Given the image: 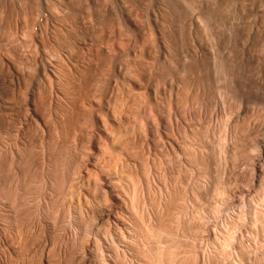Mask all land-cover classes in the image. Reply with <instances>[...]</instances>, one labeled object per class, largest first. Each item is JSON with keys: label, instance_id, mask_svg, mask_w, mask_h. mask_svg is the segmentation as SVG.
I'll list each match as a JSON object with an SVG mask.
<instances>
[{"label": "rangeland", "instance_id": "rangeland-1", "mask_svg": "<svg viewBox=\"0 0 264 264\" xmlns=\"http://www.w3.org/2000/svg\"><path fill=\"white\" fill-rule=\"evenodd\" d=\"M263 166L264 0H0V264H264Z\"/></svg>", "mask_w": 264, "mask_h": 264}, {"label": "bare ground", "instance_id": "bare-ground-1", "mask_svg": "<svg viewBox=\"0 0 264 264\" xmlns=\"http://www.w3.org/2000/svg\"><path fill=\"white\" fill-rule=\"evenodd\" d=\"M164 1H165V0H164ZM176 1H178V0H176ZM235 46H236V45H235ZM217 63H218V62H217ZM226 72H227V71H226ZM225 83H226V82H225ZM234 87H235V86H234ZM210 89H211V88H210ZM210 89H209V90H210ZM232 90H233V89H232ZM243 90H244V89H243ZM218 95H219V94H218ZM173 96H174V95H173ZM192 96H193V95H192ZM201 97H202V96H201ZM234 101H235V100H234ZM200 102H201V101H200ZM203 102H204V101H203ZM235 103H236V102H235ZM243 103H244V102H243ZM175 107H176V106H175ZM248 107H250V106H248ZM255 109H256V108H255ZM262 112H263V111H262ZM255 114H256V113H255ZM257 114H258V113H257ZM198 115H199V114H198ZM217 115H218V114H217ZM229 115H230V114H229ZM249 115H250V114H249ZM247 116H248V115H247ZM162 118H163V117H162ZM217 118H218V117H217ZM248 119H249V118H248ZM163 120H164V119H163ZM192 120H193V119H192ZM219 121H220V120H219ZM230 121H231V120H230ZM241 121H242V120H241ZM247 121H248V120H247ZM201 122H202V121H201ZM202 123H203V122H202ZM194 124H195V123H194ZM261 124H262V123H261ZM198 125H199V124H198ZM49 126H50V125H49ZM63 127H64V126H63ZM262 127H263V126H262ZM77 128H78V127H77ZM199 128H200V127H199ZM152 129H153V128H152ZM170 129H171V128H170ZM220 129H221V128H220ZM166 130H167V129H166ZM209 132H210V131H209ZM51 133H52V132H51ZM56 133H57V132H56ZM65 133H66V132H65ZM159 133H160V132H159ZM161 133H162V132H161ZM234 134H235V133H234ZM56 136H57V135H56ZM11 137H12V136H11ZM196 137H197V136H196ZM222 137H223V136H222ZM194 138H195V137H194ZM243 139H244V138H243ZM65 140H66V139H65ZM139 141H140V140H139ZM139 141H138V142H139ZM205 142H206V141H205ZM193 144H194V143H193ZM202 144H203V143H202ZM228 144H229V143H228ZM216 145H217V144H216ZM220 145H221V144H220ZM10 147H11V146H10ZM171 147H173V146H171ZM204 147H205V146H204ZM204 147H203V148H204ZM208 147H209V146H208ZM180 148H181V147H180ZM173 150H174V149H173ZM174 151H175V150H174ZM208 151H209V150H208ZM232 151H233V150H232ZM252 151H253V150H252ZM44 152H45V151H44ZM130 153H131V152H130ZM4 154H5V153H4ZM221 154H222V153H221ZM177 155H178V154H177ZM208 155H209V154H208ZM242 155H243V154H242ZM250 155H251V154H250ZM143 156H144V155H143ZM201 156H202V155H201ZM174 157H175V156H174ZM209 157H210V156H209ZM143 158H144V157H143ZM71 159H72V158H71ZM253 159H254V158H253ZM210 160H211V159H210ZM257 160H258V159H257ZM61 161H62V160H61ZM189 162H190V161H189ZM210 162H211V161H210ZM53 164H54V163H53ZM21 165H22V164H21ZM78 165H79V164H78ZM23 166H24V165H23ZM56 166H57V165H56ZM76 166H77V165H76ZM76 166H75V168H76ZM61 167H62V166H61ZM263 167H264V166H263ZM24 168H25V166H24ZM73 168H74V167H73ZM77 168H78V167H77ZM208 168H209V167H208ZM151 169H152V168H151ZM162 169H163V168H162ZM199 169H200V168H199ZM174 170H175V169H174ZM17 171H18V170H17ZM59 171H60V170H59ZM165 171H166V170H165ZM185 171H186V170H185ZM31 173H32V172H31ZM58 173H59V172H58ZM216 174H217V173H216ZM24 175H25V174H24ZM56 175H57V174H56ZM54 176H55V175H54ZM54 176H53V177H54ZM89 176H90V175H89ZM17 177H18V176H17ZM56 177H57V176H56ZM91 177H92V176H91ZM161 177H162V176H161ZM70 178H71V177H70ZM220 178H221V177H220ZM12 179H13V178H12ZM67 179H68V178H67ZM183 179H184V178H183ZM50 180H51V179H50ZM16 182H17V181H16ZM21 182H22V181H21ZM44 182H45V181H44ZM157 182H158V181H157ZM165 182H166V181H165ZM9 183H10V182H9ZM13 183H14V182H13ZM30 183H31V182H30ZM19 184H20V182H19ZM142 184H143V183H142ZM156 184H157V183H156ZM229 184H230V183H229ZM9 185H10V184H9ZM68 185H69V184H68ZM70 185H71V184H70ZM157 185H158V184H157ZM202 186H203V185H202ZM204 186H205V185H204ZM260 186H261V185H260ZM32 187H33V186H32ZM132 187H133V186H132ZM64 188H66V187H64ZM161 188H162V187H161ZM173 188H174V187H173ZM179 188H180V187H179ZM210 188H211V187H210ZM212 188H213V187H212ZM228 188H229V187H228ZM10 189H11V188H10ZM13 189H14V188H13ZM24 190H25V189H24ZM34 190H35V189H34ZM42 190H43V189H42ZM120 190H121V189H120ZM151 190H152V189H151ZM167 190H168V189H167ZM175 190H176V188H175ZM9 191H10V190H9ZM9 191H8V193H9ZM60 191H61V190H60ZM64 192H65V191H64ZM221 192H222V191H221ZM232 192H233V190H232ZM58 193H59V192H58ZM70 193H71V192H70ZM242 193H243V192H242ZM15 194H16V193H15ZM74 194H75V193H74ZM162 194H163V193H162ZM170 194H171V193H170ZM183 194H184V193H183ZM186 194H187V193H186ZM11 195H12V194H11ZM11 195H10V196H11ZM163 195H164V194H163ZM7 196H8V195H7ZM16 196H17V195H16ZM36 196H37V195H36ZM58 196H59V195H58ZM12 197H14V196L12 195ZM18 197H19V196H18ZM61 197H62V196H61ZM148 197H149V196H148ZM169 197H170V196H169ZM200 197H201V196H200ZM243 197H244V196H243ZM5 198H6V197H5ZM9 198H10V197H9ZM58 198H59V197H58ZM188 198H189V197H188ZM13 199H14V198H12V200H13ZM36 199H37V198H36ZM6 200H7V199H6ZM12 200H8V201H12ZM15 200H16V199H15ZM19 200H20V199H19ZM151 200H152V199H151ZM16 201H18V199H17ZM210 201H212V200L210 199ZM221 201H222V200H221ZM24 202H25V201H24ZM56 202H57V201H56ZM172 202H173V201H172ZM8 203H9V202H8ZM38 203H39V202H38ZM59 203H60V202H59ZM70 203H71V202H70ZM170 203H171V202H170ZM14 204H15V203H14ZM14 204H13V206H14ZM24 204H25V203H24ZM47 204H48V203H47ZM57 204H58V203H57ZM182 204H183V203H182ZM244 204H245V203H244ZM258 204H259V203H258ZM55 205H56V204H55ZM13 206H12V207H13ZM58 206H59V205H58ZM172 206H173V205H172ZM185 206H186V204H185ZM259 206H260V205H259ZM8 207H9V206H8ZM14 207H15V206H14ZM159 207H160V205H159ZM174 207H175V206H174ZM177 207H178V206H177ZM188 207H189V206H188ZM192 207H193V206H192ZM221 207H222V206H221ZM15 208H16V207H15ZM18 208H19V207H18ZM71 208H72V207H71ZM147 208H148V207H147ZM157 208H158V207H157ZM11 209H12V208H11ZM57 209H58V208H57ZM172 209H173V208H172ZM187 209H188V208H187ZM245 209H246V208H245ZM28 210H29V209H28ZM34 210H35V209H34ZM55 210H56V209H55ZM242 210H243V209H242ZM29 211H30V210H29ZM220 211H221V210H220ZM240 211H241V210H240ZM244 211H245V210H244ZM32 212H33V211H32ZM192 212H193V210H192ZM253 212H254V211H253ZM29 213H30V212H29ZM225 213H226V212H225ZM34 214H35V213H34ZM256 214H257V213H256ZM259 214H260V213H259ZM29 215H30V214H29ZM136 215H137V214H136ZM143 215H144V214H143ZM172 215H173V214H172ZM260 215H261V214H260ZM158 216H159V215H158ZM70 217H71V216H70ZM81 217H82V216H81ZM192 217H193V216H192ZM24 218H26V217H24ZM28 218H29V217H28ZM190 218H191V217H190ZM232 218H233V217H232ZM256 218H258V217H256ZM19 219H20V218H19ZM29 219H30V218H29ZM31 219H32V218H31ZM82 219H83V218H82ZM246 219H247V218H246ZM51 220H52V219H51ZM56 220H57V219H56ZM163 220H164V219H163ZM198 220H199V219H198ZM238 220H239V219H238ZM21 221H22V220H21ZM35 221H36V220H35ZM35 221H34V222H35ZM68 221H69V220H68ZM18 222H19V221H18ZM28 222H29V221H28ZM199 222H200V221H199ZM204 222H205V221H204ZM260 222H262V221H260ZM63 223H64V222H63ZM139 223H140V222H139ZM141 223H142V222H141ZM153 223H154V222H153ZM160 223H161V222H160ZM235 223H236V222H235ZM237 223H238V222H237ZM240 223H241V222H240ZM254 223H255V222H254ZM15 224H16V223H15ZM21 224H22V223H21ZM25 224H26V223H25ZM149 224H150V223H149ZM155 224H156V223H155ZM18 225H20V224H18ZM88 225H89V224H88ZM91 225H92V224H91ZM192 225H193V224H192ZM198 225H199V224H198ZM21 226H22V225H21ZM21 226H20V227H21ZM25 226H26V225H25ZM53 226H54V225H53ZM58 226H59V224H58ZM65 226H66V225H65ZM141 226H142V225H141ZM161 226H162V225H161ZM18 227H19V226H18ZM30 227H31V226H30ZM32 227H33V225H32ZM83 227L85 228V226H83ZM135 227H136V226H135ZM159 227H160V225H159ZM60 228H61V227H60ZM88 228H89V227H88ZM105 228H106V227H105ZM57 229H58V228H57ZM86 229H87V228H86ZM88 230H89V229H88ZM186 230H187V229H186ZM202 230H203V229H202ZM65 231H66V230H65ZM172 231H173V230H172ZM258 231H259V230H258ZM33 232H35V231H33ZM80 232H81V231H80ZM55 233H56V232H55ZM149 233H150V232H149ZM31 234H32V233H31ZM58 234H59V233H58ZM146 234H147V233H146ZM82 235H83V234H82ZM82 235H81V236H82ZM149 235H150V234H149ZM149 235H148V237H149ZM161 235H162V234H161ZM174 235H176V234H174ZM88 236H89V235H88ZM135 236H136V235H135ZM181 236H182V235H181ZM85 237H86V236H85ZM156 237H157V236H156ZM159 237H160V236H159ZM159 237H158V238H159ZM26 238H27V237H26ZM144 238H146V237H144ZM153 238H154V236H153ZM82 239H83V238H82ZM90 239H91V238H90ZM90 239H89V241H91ZM149 239H150V238H149ZM156 239H157V238H156ZM34 240H35V239H34ZM77 240H78V239H77ZM84 240H85V239H84ZM128 240H129V239H128ZM135 240H136V239H135ZM158 240H159V239H158ZM189 240H190V239H189ZM255 240H256V239H255ZM156 241H157V240H156ZM156 241H155V242H156ZM185 241H186V240H185ZM228 241H229V240H228ZM241 241H242V240H241ZM73 242H75V241H73ZM126 242H127V241H126ZM130 242H131V241H130ZM137 242H138V241H137ZM153 242H154V241H152V243H153ZM16 243H17V241H16ZM101 243H102V242H101ZM120 243H121V242H120ZM144 243H145V242H144ZM44 244H45V243H44ZM78 244H79V243H78ZM92 244H93V243H92ZM111 244H112V243H111ZM124 244H125V243H124ZM132 244H133V243H132ZM132 244H131V245H132ZM179 244H180V243H179ZM217 244H218V243H217ZM253 244H254V243H253ZM21 245H22V244H21ZM74 245H75V244H74ZM83 245H84V244H83ZM88 245H89V244H88ZM142 245H143V244H142ZM159 245H161V244H159ZM168 245H169V244H168ZM210 245H211V244H210ZM77 246H78V245H77ZM112 246H114V245H112ZM117 246H118V245H117ZM150 246H151V245H150ZM157 246H158V244H157ZM189 246H190V245H189ZM208 246H209V245H208ZM249 246H250V245H249ZM20 247H21V246H20ZM51 247H52V246H51ZM73 247H74V246H73ZM88 247H89V246H88ZM135 247H137V246H135ZM0 248H1V247H0ZM21 248H22V247H21ZM54 248H55V247H54ZM59 248H60V247H59ZM71 248H72V247H71ZM78 248H79V247H78ZM98 248H99V247H98ZM113 248H114V247H113ZM160 248H162V247L160 246ZM229 248H230V247H229ZM31 249H32V248H31ZM56 249H57V248H56ZM72 249H73V248H72ZM79 249H80V248H79ZM89 249H90V248H89ZM136 249H137V248H136ZM139 249H140V248H139ZM152 249H153V248H152ZM162 249H163V248H162ZM162 249H161V250H162ZM164 249H165V247H164ZM164 249H163V250H164ZM231 249H232V248H231ZM40 250H41V249H40ZM42 250H43V248H42ZM66 250H67V249H66ZM75 250H76V249H75ZM75 250H74V251H75ZM80 250H81V249H80ZM91 250H92V249H91ZM123 250H124V249H123ZM153 250H154V249H153ZM153 250H152V251H153ZM159 250H160V249H159ZM177 250H178V249H177ZM201 250H202V249H201ZM3 251H4V250H3ZM8 251H9V250H8ZM37 251H38V250H37ZM52 251H53V250H52ZM56 251H57V250H56ZM58 251H59V250H58ZM68 251H69V250H68ZM105 251H106V250H105ZM111 251H112V250H111ZM139 251H140V250H139ZM156 251H157V250H155V252H156ZM237 251H238V250H237ZM69 252H70V251H69ZM75 252H77V251H75ZM97 252H98V251H97ZM123 252H124V251H123ZM155 252H154V253H155ZM187 252H188V251H187ZM189 252H190V250H189ZM10 253H11V252H10ZM80 253H81V252H80ZM99 253H100V252H99ZM116 253H117V252H116ZM125 253H126V252H125ZM151 253H152V252H151ZM154 253H153V254H154ZM41 254H42V253H41ZM52 254H53V253H52ZM74 254H75V253H74ZM85 254H86V253H85ZM119 254H120V253H119ZM143 254H144V253H142L141 255L144 256ZM171 254H172V253H171ZM50 255H51V254H50ZM68 255H69V254H68ZM75 255H76V254H75ZM80 255H81V254H80ZM80 255H79V256H80ZM157 255H161V253L159 254V252H158ZM169 255H170V254H169ZM169 255H168V256H169ZM218 255H219V253H218ZM227 255H228V253H227ZM263 255H264V254H263ZM3 256H4V255H3ZM33 256H34V255H33ZM46 256H47V255H46ZM71 256H72V255H71ZM125 256H126V255H125ZM133 256H134V255H133ZM137 256H138V255H137ZM139 256H140V255H139ZM162 256H163V255H162ZM162 256H157V258H156V257H155V258L158 259V258H160V257H162ZM170 256L172 257V255H170ZM176 256H178V255H176ZM207 256H208V255H207ZM50 257H51V256H50ZM50 257H49V258H50ZM75 257H76V256H75ZM77 257H78V256H77ZM87 257H88V256H87ZM118 257H119V256H118ZM151 257H152V256H151ZM195 257H196V256H195ZM195 257H194V258H195ZM41 258H42V257H41ZM58 258H59V257H58ZM73 258H74V257H73ZM88 258H89V257H88ZM100 258H101V257H100ZM119 258H121V257H119ZM124 258H125V257H124ZM148 258H149V257H148ZM152 258H154V256H153ZM152 258H151V259H148V261L151 260V262H152V260H153ZM172 258H173V257H172ZM172 258H171V260H172ZM175 258H176V257H175ZM175 258H174V259H175ZM179 258H180V257H179ZM79 259H81V258H79ZM79 259H78V260H79ZM160 259H161V258H160ZM166 259H167V257H166ZM174 259H173V260H174ZM182 259H183V258H182ZM192 259H193V258H192ZM216 259H217V258H216ZM35 260H36V259H35ZM47 260H48V259H47ZM52 260H53V259H52ZM70 260H71V257H70ZM124 260H125V259H124ZM124 260H123V261H124ZM145 260H146V259H145ZM164 260H165V258H164ZM167 260H168V259H167ZM167 260H165V261H166V263L168 264ZM171 260H170V261H171ZM41 261H42V260H41ZM67 261H68V260H67ZM121 261H122V259H121ZM159 261H160V260H159ZM162 261H163V259H162ZM162 261H161V262H162ZM165 261H163V262L165 263ZM175 261H176V260H175ZM240 261H241V260H240ZM9 262H10V261H9ZM86 262H88V261H86ZM125 262H126V260H125ZM131 262H132V261H131ZM149 262H150V261H149ZM156 262H157V260H156ZM156 262H155V263H156ZM163 262H162L161 264H164ZM173 262H174V261H173ZM182 262H183V261H182ZM185 262H186V261H185ZM194 262H195V261H194ZM234 262H235V261H234ZM0 263H1V262H0ZM23 263H24V262H23ZM49 263H50V262H49ZM52 263H53V262H52ZM74 263H75V262H74ZM147 263H148V262H147ZM166 263H165V264H166ZM169 263H170V262H169ZM220 263H221V262H220ZM230 263H231V262H230ZM119 264H120V263H119ZM134 264H135V263H134ZM140 264H141V263H140ZM156 264H159V263L157 262ZM203 264H204V263H203Z\"/></svg>", "mask_w": 264, "mask_h": 264}]
</instances>
